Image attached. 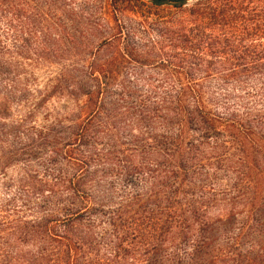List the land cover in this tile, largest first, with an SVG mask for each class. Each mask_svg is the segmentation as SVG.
Instances as JSON below:
<instances>
[{
	"label": "trees",
	"instance_id": "obj_1",
	"mask_svg": "<svg viewBox=\"0 0 264 264\" xmlns=\"http://www.w3.org/2000/svg\"><path fill=\"white\" fill-rule=\"evenodd\" d=\"M121 1L124 0H109V3L115 5ZM148 1L180 8L189 0ZM204 1L205 6L203 0H197L189 9L192 24L180 27L184 32L178 35L181 38L178 43L171 42L170 47L177 51L173 50L170 60H158L160 64L172 63L181 78L165 77L153 86L148 82L149 87L133 96L135 89L125 86L133 81L126 78L114 82V65L121 59L130 60L129 56L136 54L137 42L124 40L115 57L91 56L86 74L94 81L92 88L87 87L79 75L70 90L75 106H79L76 119L92 105L72 133L75 146L80 149L77 151L80 158L74 160L83 164L85 171L76 179L78 188L64 198L59 208L63 218L59 222L44 216L40 231L38 225L18 230L20 236L15 240L25 242L32 232H40L41 237L32 235L33 245H38L36 251L28 252L27 258L17 255L14 260L20 262L21 259L24 264H95L87 253L92 250L96 236L102 243L112 242L108 245L110 250L116 248L127 253L129 248L122 246L123 243L129 237L142 235L138 231L134 234L139 220L149 229L152 240L148 249L153 256L145 258L146 264H162L165 235L173 247L165 264H206L205 257L220 251L212 247L214 232L218 226L221 231L227 229L234 212L226 211L232 209L235 201L228 198L223 204L224 217L217 218L221 224L213 229L211 223L203 224L206 209L191 189L207 185L210 175L216 174L217 156L229 147L237 156L230 165L236 174L224 184L227 185L224 189L228 193L241 188L242 194L234 196L237 201L243 196L242 204L247 208L245 225L238 235L253 233L250 238H256L248 252L264 256V236H260L264 229L260 221L264 217L261 205L264 158L258 155L264 148V0ZM204 17L212 25L209 26L212 32L216 28L214 35L208 33L209 38L203 34ZM80 25L85 28L86 24L81 22ZM114 35L102 36L100 41L105 45L114 44L118 41L114 40ZM208 49L220 56L212 54L203 60V53ZM32 62L41 63V0H0V85L3 81V84L16 81L18 77L21 81L23 75L14 77L18 75L16 69ZM211 72L218 78L212 88L209 82L203 84ZM231 81L237 83V89L226 88ZM3 84L0 96L11 104L14 101L11 86L7 88ZM18 93L22 95V88ZM156 129L164 133L160 137L166 141L157 150L168 156V162L156 160L147 164L142 161L144 150L138 148V142L151 137ZM118 143H125L133 151L136 149L141 157L137 162L121 163L125 185L135 187L139 180L148 185L145 191H139L142 188L130 190L124 197L126 203L118 201L117 206L111 208V199L92 186V173L87 169L93 162L91 155L105 161L115 158L119 166V160L111 155L117 154L114 148ZM225 144L229 145L225 147ZM218 146L221 150H217ZM92 150L97 151L91 154ZM225 157L219 161L226 160ZM202 159L205 163H199ZM201 164H207V169L212 167V172L202 171ZM140 199L143 203H139ZM129 211L131 214L124 216ZM92 214H98L99 219L91 218ZM94 227L99 228L96 234ZM180 246L182 254L178 255L176 247ZM11 251L16 253L14 249ZM7 257L2 259L4 264L11 262V256Z\"/></svg>",
	"mask_w": 264,
	"mask_h": 264
},
{
	"label": "rangeland",
	"instance_id": "obj_2",
	"mask_svg": "<svg viewBox=\"0 0 264 264\" xmlns=\"http://www.w3.org/2000/svg\"><path fill=\"white\" fill-rule=\"evenodd\" d=\"M196 1L189 0L177 8L169 4L155 5L148 0H124L115 5H111L109 0H41V63L32 62L19 66L16 69L18 75L14 77L23 75L24 78L18 81V77L16 81L14 79L6 84H3V81L0 85L3 84L7 88L11 86L10 90L13 92L11 99L14 100L8 104L0 96V264H4L2 259H7V255L11 256L10 264L15 262L24 264L21 259L19 262L14 258L17 255H24L23 257L27 258L28 252L36 251L38 245H33L35 239L32 235L41 237V233L32 232L31 237H26L25 242H22L15 240V237L20 236L18 230L24 226L28 228L38 225L37 229L40 231L44 216L50 217L52 222H59L63 218L59 208L65 202L64 198L78 188L76 179L84 173L85 166L74 160L80 158L77 152L80 149L75 146L72 133L79 124V119L84 118L85 112L92 105L76 119L79 106H75L70 90L72 82L79 78V75L86 86L92 88L94 81L86 74L91 56L96 54V58L115 57L124 40L137 42L135 47L137 55L129 56L130 60L121 59L114 65L116 72L114 82H121L126 78L133 81L125 84L135 89L133 96L141 94L148 86V82L153 86L165 77L181 78L182 75L176 71L172 63L160 64L158 60H170L173 50L177 51L170 47L171 42L178 43L181 40L178 35L184 30L180 27L186 28L192 24L189 21L192 18L189 9ZM205 3L203 0V6ZM79 9L82 11L79 12ZM81 22L86 24L85 28H81ZM208 22L204 17L203 34L209 38L210 34L216 33V28L212 32L209 28L212 25ZM79 25L81 29L77 27ZM111 34H115L114 40L116 38L118 40L114 41V44L105 45V42L100 41L102 36L110 37ZM118 34H122V37H117ZM210 50L203 53V60L210 58L212 54L220 56L214 50ZM217 79V75L211 72L203 80V84L209 82L212 88L216 86ZM112 86L114 88V85ZM19 88H22V95L18 93ZM226 88L237 89V83L231 81L226 84ZM168 133L170 132L167 131ZM160 135L163 136L164 133L156 129L151 137L142 141L143 143L138 142L140 145L138 148L144 150L142 161L147 164L156 160L168 162V156L157 150L166 142ZM121 144L123 145L118 143L114 148L118 150L117 154H111L119 160V166L115 158L105 161L91 155L93 162L87 169L92 173L94 180L92 186L99 192H104L106 198L111 199L109 202L111 208L116 207L118 201L126 203L124 197L129 195L130 190L142 188L139 191H145V186L148 185L144 180V182L139 180L135 187L125 185L120 169L121 163L130 160L137 162L141 157L135 152L136 149L133 151L128 149L125 143ZM227 145L229 144H225V147ZM217 150H221L219 146ZM95 151L92 150L91 154ZM147 151H150L148 155L145 154ZM234 153L233 148L229 147L218 155L216 174L210 175L206 186L202 184L201 188L191 189L193 196L198 197V202L206 209V220H203V224L211 223L213 227L221 224L217 218L224 217L223 204L228 198L235 201L234 208L226 211L234 212V216L229 217L227 229L221 231L220 226L217 229L212 227L216 229L212 247L220 251L213 252L210 257L206 255V264H264L263 255L256 256L248 252L250 243L256 238H250L253 233L243 237L238 235L242 225H245L247 209L246 205L242 204L243 196H240L239 201L234 196L237 193L242 194L239 191L241 188L238 191L237 189L229 191V194L224 189L227 186L224 184L236 174L230 167L231 162L237 159ZM258 155L264 158V148ZM223 157L227 159L219 161ZM202 162L205 163L204 159L199 161ZM200 168L202 171L205 169L212 172V167L207 169V164L204 166L201 164ZM200 176L203 183V173ZM142 201L144 200L140 199L139 203H143ZM261 205L264 207V201ZM91 218L99 219V215L92 214ZM260 221L264 228V217ZM136 224L134 234L138 231L142 235L129 237L123 243L122 246L129 248L127 253L116 248L110 250L108 245L113 243L107 240L102 243L96 236L92 241L95 244L87 253V257L95 261V264H146L145 258L153 256L152 251L148 249V245L152 243L150 231L139 220ZM93 230L96 234L99 228L94 227ZM262 233L260 236H264V229ZM165 236L167 237L164 243L162 242L161 250L164 259L162 264H165L168 261L167 257L173 253V247L169 245L167 239L168 235ZM176 248L177 254H182V247ZM13 249L17 254L11 251Z\"/></svg>",
	"mask_w": 264,
	"mask_h": 264
}]
</instances>
